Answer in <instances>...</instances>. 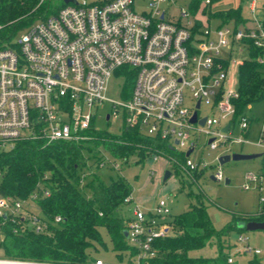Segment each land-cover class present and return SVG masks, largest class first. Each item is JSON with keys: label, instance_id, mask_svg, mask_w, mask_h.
<instances>
[{"label": "built area", "instance_id": "obj_1", "mask_svg": "<svg viewBox=\"0 0 264 264\" xmlns=\"http://www.w3.org/2000/svg\"><path fill=\"white\" fill-rule=\"evenodd\" d=\"M168 1L174 0H150V11L137 10L135 0L67 2L33 23L17 42L0 47V150H10L22 139H41L47 144L87 139V131L97 128V112L106 101L111 103L108 120L121 117L122 126L167 139L185 155L183 161L172 160L189 172L213 163L192 158L198 146L196 132L207 134L211 149L225 147L214 157L219 164L220 155L234 152V143L252 142L249 133L258 120L253 143L264 149V116L245 110L238 113V85L228 83L231 67H239L244 60L236 61L235 52L248 51L251 42L261 49L257 59L264 62V22L255 19L253 25L214 26L209 13L203 11L204 7L212 10V0H203L197 11L183 8L173 20L162 7ZM251 1L254 9L255 0ZM125 65L136 70L134 87L127 97L110 98L106 95L109 80ZM203 103L211 105L214 114L201 115ZM196 110L198 119L205 118L203 124L191 120ZM111 157L103 152L98 166L109 162L119 168L118 159H122ZM87 174L82 172V182ZM3 175L0 170V180ZM214 176L224 179L221 166ZM263 176L264 171L248 172L244 187H259ZM49 194L50 189L40 184L25 198L0 195V215L21 218L35 231L46 232L49 219L31 206ZM124 201L132 209L124 219L127 239L138 247L132 264H150L149 258L157 254L155 239L174 232L172 208L162 196L153 208L146 209L136 200L134 189ZM61 219L58 214L54 221ZM240 238L247 240L243 235ZM243 250L261 252L248 243ZM229 261H234L233 255ZM0 264L79 263L0 256ZM80 264L108 263L98 257Z\"/></svg>", "mask_w": 264, "mask_h": 264}, {"label": "trees", "instance_id": "obj_2", "mask_svg": "<svg viewBox=\"0 0 264 264\" xmlns=\"http://www.w3.org/2000/svg\"><path fill=\"white\" fill-rule=\"evenodd\" d=\"M202 1L192 0V9L197 11ZM47 3L51 0H0V47L9 41L19 26L36 17H47L65 4L63 2L51 13L49 9L43 10ZM203 11L209 13V18L219 19L218 26L230 22L236 26L246 23L240 8L212 12L204 7ZM39 13L42 14L37 16ZM248 53L238 67L239 96L235 98L238 113L248 104L264 98V62L257 59L262 51L251 42ZM116 73L125 79L127 89L123 96H129L135 83V68L125 65ZM87 133L90 136L82 141L59 140L47 144L41 139L30 138L18 141L10 150H0V170L4 174L0 180V195L25 198L40 184L50 189L49 195L39 197L31 206L33 210L38 207L49 219L48 231L37 232L21 218L0 215L1 245L6 257L80 264L99 257V244L106 250H114L123 264L135 262L138 247L129 243L125 235L126 215L123 213L124 199L133 188L123 176L105 180L97 171L100 168L97 163L103 151L126 162L133 154L139 158L159 154L181 161L185 155L174 150L167 139L145 135L127 125L122 126L118 134L95 127ZM86 149L95 150V161L89 166L97 164V170H90L82 184V171L90 158L86 156ZM174 167L178 168L177 163ZM204 171L195 172L201 175ZM58 214L62 219L55 222ZM252 219L264 220V209L255 215H235L225 226L217 228L208 206L204 202L192 203L172 216V234L155 239L153 246L157 254L149 258L150 264H232L229 261L231 244L226 236L233 229L242 228L239 221ZM214 237L219 243L216 256L192 253ZM248 264H264V261L251 259Z\"/></svg>", "mask_w": 264, "mask_h": 264}, {"label": "rangeland", "instance_id": "obj_3", "mask_svg": "<svg viewBox=\"0 0 264 264\" xmlns=\"http://www.w3.org/2000/svg\"><path fill=\"white\" fill-rule=\"evenodd\" d=\"M101 1V0H88ZM64 0H51L47 3L43 10L48 9L54 11L59 7ZM192 0H174L172 2H164L162 7L167 10L168 17L177 20V16L183 8H192ZM134 6L139 11H150V0H135ZM254 9L251 8V0H214L212 9L214 11L228 8H240L241 14L246 21L245 25L255 24V19L264 22V0H255ZM42 13L36 14L40 16ZM41 17L34 18L30 23L21 25L15 29L10 36L8 42H17L19 38L28 31L29 27L40 20ZM217 26V25H216ZM244 26V24H243ZM6 42V43H8ZM249 56L247 49L244 51H236L234 58L240 61ZM115 73L109 80L106 95L113 99L124 98V90L127 89L125 79L123 76H117ZM239 70L238 66H232L229 71L228 83L231 85H238ZM97 111V109L95 108ZM111 110V103L106 101L104 105L98 110L95 120V126L102 130H107L111 133L118 134L122 130V119L113 118L108 120L107 113ZM245 111L248 114H255V116H264V98L250 103L246 106ZM201 115H212L214 110L211 105L203 103L200 109ZM261 121L255 120L252 123L249 139L252 142L234 143L232 145L233 151H241L246 153H263L250 159H231L225 163H219L214 160V157L225 151V147L218 149H211L208 145V136L203 132L193 133L198 140V146L191 155L193 159H208L213 163L208 166L201 175H196V172H189L184 167H174L172 158L168 159L159 155L154 159L155 154L147 155L139 158L137 154H133L126 161L119 160L120 167L115 168L107 162L103 167L97 170V165L89 166L94 160L93 155L95 150L86 149L87 157H90L88 165L84 171L97 170L105 180L109 181L112 177L123 176L130 183L134 189V196L136 200L146 209H151L155 206L157 200L165 196L172 208V216L179 214L189 208L192 203L204 202L208 206L210 217L217 228H222L229 221L233 220L235 215H255L264 209V176L261 179L259 187L245 188L246 175L248 172L264 171V149L253 143L257 140V131ZM235 135L240 134L238 125H234ZM104 152V151H103ZM106 155L111 157L109 152ZM112 158V157H111ZM221 166L224 174L223 180L214 179L212 175ZM167 169L172 170V174L164 180V175ZM83 172V171H82ZM227 179H230L228 182ZM87 178H85L84 184ZM88 192V191H87ZM90 193V191H89ZM263 199V200H262ZM37 210L38 207H35ZM39 210V209H38ZM131 204L123 206V213L125 217L131 215ZM125 219V218H124ZM104 236L108 239L106 231L102 228ZM246 236L247 240L242 241L240 236ZM1 230H0V256H5L1 245ZM227 242L231 244V255L234 261L232 264H248L251 259H258L264 261V229L249 230L246 228L233 229L227 236ZM226 242V243H227ZM250 244L254 248H260V253L254 251H244L243 246ZM100 248L97 251L99 257H102L108 264H123L120 262L114 250H106L98 244ZM219 251V243L217 238H212L208 243L198 249L192 251L195 255L216 256Z\"/></svg>", "mask_w": 264, "mask_h": 264}, {"label": "water", "instance_id": "obj_4", "mask_svg": "<svg viewBox=\"0 0 264 264\" xmlns=\"http://www.w3.org/2000/svg\"><path fill=\"white\" fill-rule=\"evenodd\" d=\"M77 2V0H64L65 3L67 2ZM200 102H198V106H199ZM109 117V115H108ZM191 120L193 122H197L199 121L200 123H204L205 118L203 119H198V111L196 110L191 118ZM229 127V123L225 126V129L227 130ZM191 149L187 152V154H190ZM263 153H246V152H241V151H234L233 153H224L222 155H220V162L223 164L231 159L234 160H239V159H250L256 156H260ZM172 174V170L171 169H167L164 175V180H166L170 175ZM212 177L214 179H216V177L214 176V174L212 175ZM230 179H227L226 181L228 182ZM6 215V214H5ZM238 225L242 228H246L249 230H255V229H264V220H256V219H252L249 221L246 220H241L238 222ZM125 235L128 237L129 233H128V229L125 228L124 229Z\"/></svg>", "mask_w": 264, "mask_h": 264}, {"label": "crops", "instance_id": "obj_5", "mask_svg": "<svg viewBox=\"0 0 264 264\" xmlns=\"http://www.w3.org/2000/svg\"><path fill=\"white\" fill-rule=\"evenodd\" d=\"M213 2H214V1H213ZM213 2H212V3H213ZM251 3H252V1H251ZM211 11L214 12L213 9H212ZM210 22H211L214 26H216V25L219 24L220 20L217 19V18L212 17V18H210Z\"/></svg>", "mask_w": 264, "mask_h": 264}]
</instances>
